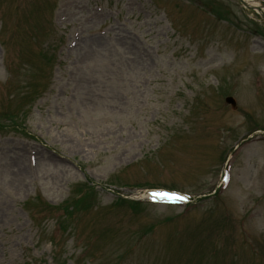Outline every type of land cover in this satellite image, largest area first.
Returning a JSON list of instances; mask_svg holds the SVG:
<instances>
[{
	"label": "rangeland",
	"instance_id": "374dc122",
	"mask_svg": "<svg viewBox=\"0 0 264 264\" xmlns=\"http://www.w3.org/2000/svg\"><path fill=\"white\" fill-rule=\"evenodd\" d=\"M55 259L264 264L263 8L0 0V264Z\"/></svg>",
	"mask_w": 264,
	"mask_h": 264
},
{
	"label": "trees",
	"instance_id": "16d2710c",
	"mask_svg": "<svg viewBox=\"0 0 264 264\" xmlns=\"http://www.w3.org/2000/svg\"><path fill=\"white\" fill-rule=\"evenodd\" d=\"M84 199H85L84 196H81V197L77 198V199L75 200V204H76V205H74V206H77V205H79V206H80V205H81V206H86V205H87V203H86V202H87V199H85V200H84ZM70 207H71V206H67V209L69 210ZM69 211H70V210H69Z\"/></svg>",
	"mask_w": 264,
	"mask_h": 264
},
{
	"label": "water",
	"instance_id": "95a60500",
	"mask_svg": "<svg viewBox=\"0 0 264 264\" xmlns=\"http://www.w3.org/2000/svg\"><path fill=\"white\" fill-rule=\"evenodd\" d=\"M226 100L229 101V102H231L234 106L236 105V101H235V99L232 96H228L226 98Z\"/></svg>",
	"mask_w": 264,
	"mask_h": 264
},
{
	"label": "bare ground",
	"instance_id": "6f19581e",
	"mask_svg": "<svg viewBox=\"0 0 264 264\" xmlns=\"http://www.w3.org/2000/svg\"><path fill=\"white\" fill-rule=\"evenodd\" d=\"M250 5L259 4V1L257 0H246Z\"/></svg>",
	"mask_w": 264,
	"mask_h": 264
},
{
	"label": "snow or ice",
	"instance_id": "6c2138e0",
	"mask_svg": "<svg viewBox=\"0 0 264 264\" xmlns=\"http://www.w3.org/2000/svg\"><path fill=\"white\" fill-rule=\"evenodd\" d=\"M180 199H184V197H179Z\"/></svg>",
	"mask_w": 264,
	"mask_h": 264
}]
</instances>
